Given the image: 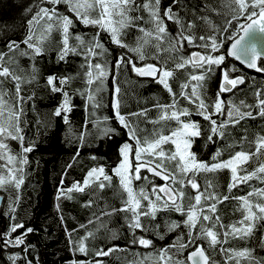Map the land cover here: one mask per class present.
Here are the masks:
<instances>
[{
    "label": "snow or ice",
    "instance_id": "snow-or-ice-1",
    "mask_svg": "<svg viewBox=\"0 0 264 264\" xmlns=\"http://www.w3.org/2000/svg\"><path fill=\"white\" fill-rule=\"evenodd\" d=\"M34 7L35 11L27 9L32 14L23 37L0 41V192L8 193V211L0 213V219H9L6 227H0V252L19 249L8 255L10 264H33L29 257L35 245L27 238L36 230L18 220L16 212L29 154L36 148L27 132L28 112L34 107L29 102L36 93L25 92L41 79L51 94L60 97L53 117L70 124L73 97L78 95L89 113L84 129L91 124L97 139H111L118 134L109 124L115 120L127 136L111 175L104 165L93 166L82 181L57 190V200L73 199L74 192L87 194L82 205L87 208L103 200L106 189H113L120 202L119 207L97 205L99 214L93 212L87 221L93 228L79 226L83 235L78 229H65L69 250L85 257L69 264H105L99 258L128 249L119 244L89 247L102 231L112 240L119 238L104 220L117 215L131 236V246L152 249L133 253L128 264H264V255L258 252L264 250V123L251 138L248 128H239V136L232 131L247 120L264 121V88L250 86L253 103L225 98L248 84L241 69L227 62L229 57L264 74V0H219L218 7L209 0L196 4L192 0H39ZM221 15L222 25L216 24L212 17ZM49 54H54L57 64L78 62L80 71L42 77L39 62ZM121 70L160 85L169 101L122 111L125 94L116 79ZM178 72L183 78L177 77ZM217 73L218 90L214 98L208 97L207 81ZM110 76L113 115L98 116L97 111L108 106L102 93ZM77 78L83 87H73ZM153 109L155 116L150 115ZM194 116L206 124L202 127ZM35 124L42 125L43 120L38 118ZM201 137L206 148L219 144L210 160L193 150ZM78 139L83 146V130ZM79 154L77 149L73 159ZM225 171L228 183L221 192L210 176ZM225 202H232L231 215L236 217L228 223L220 208ZM56 208L61 211L59 204ZM171 213L181 219L166 220L161 234L158 217ZM149 233L159 240L168 233L175 235L171 243L157 247L146 238ZM237 241L241 246L235 245ZM89 254L93 259H87Z\"/></svg>",
    "mask_w": 264,
    "mask_h": 264
},
{
    "label": "trees",
    "instance_id": "trees-1",
    "mask_svg": "<svg viewBox=\"0 0 264 264\" xmlns=\"http://www.w3.org/2000/svg\"><path fill=\"white\" fill-rule=\"evenodd\" d=\"M38 2L39 0H0V41L10 36L14 38L23 37L27 31L26 21L32 14L27 12V9L33 7V11H35L34 6ZM209 2L213 6H219V0H209ZM192 3H198V0H192ZM212 19L216 24L222 25L223 23V15L213 16ZM112 47L115 48V46ZM2 48L3 45L0 44V49ZM115 54L113 53V55ZM111 59L112 56L109 57V60ZM227 62L229 64H236L241 69V74L248 77V84L242 86L243 91H237L234 96L227 94L225 98H231L237 103L241 99H245L248 103H253L250 86L264 88V74L249 71L230 58H228ZM21 63L24 64L25 62L22 60ZM39 67L42 77L52 72L75 75L80 71L78 62L57 64L54 60V54H49L46 59L40 60ZM177 77L183 78V73L178 72ZM116 79L122 93L125 94L126 102L122 108L124 112L136 111L140 107L151 108L152 104L157 100L161 103L169 101V96L162 87L150 79L137 78L127 70H121L116 73ZM218 81L219 73L207 81L208 97H215L218 90ZM73 87H83L80 78L74 81ZM111 90L112 77L110 76L105 82V90L102 93L104 103L108 106L98 110V116L107 115L111 117L113 115L111 109ZM32 91H35L36 96L34 101L29 102L34 107L28 112L29 128L27 132L30 142L34 141L36 148L29 154L30 165L27 169L28 175L21 189L22 199L16 216L18 220L25 222L26 227H32L36 230L34 233L29 234L27 238L28 242L35 245V248L32 250V256L29 257V259L33 260V264H37L36 257H38L39 264H69L72 259H84L85 257L79 254L74 255L69 250L65 229L69 231L78 229V234L83 235L85 230L79 226L81 224L87 225V221L91 218L93 212L99 214L100 207L97 205L103 206L107 204L119 207L120 202L114 196L113 189H106L102 194L104 199H97V205L87 208L82 206L89 198L87 194L74 192L72 193L73 199L61 198L57 200V190L60 187H70L74 181H82L86 172L93 166L104 165L111 175V168L118 163V148L127 139V136L125 130L120 128L115 120H110L109 124L118 129V134L114 135L111 139L107 137L103 140L97 139L95 135L96 129L91 124L88 125L87 129H84L83 125L86 119L89 118V113L85 110V100L78 95L73 97L75 107L69 114L70 124L66 125L61 118L51 115L59 103L60 97L59 95L51 94L44 87L43 79L40 80L39 85L29 86L25 95ZM155 114L156 111L153 109L150 115L155 116ZM38 118L43 120L42 125L38 126L35 124ZM193 119H200L202 127L206 124L199 117L194 116ZM262 123L264 121L260 119L255 121L247 120L242 122L238 126V129H233L232 131L235 136H239L241 134L239 128H248L249 138H251L256 131L260 130L259 126ZM141 126L144 127V125ZM151 127L152 125H147V128L150 129ZM82 130L85 132L83 146H81L78 139L79 133ZM204 144L205 140L203 137L197 139L193 150L199 153L201 159L210 160L212 152L215 147H219V144L215 146L210 145L207 148ZM77 149H79L80 154L74 160L73 157ZM93 156L97 157V159L93 160ZM226 156L227 153H225ZM69 164L72 165L71 168H68ZM62 177L64 179L63 185L60 184ZM210 178L219 185L221 192L225 191L228 183V173L226 171L218 173L215 176H210ZM204 179V176L200 177L201 184L204 183ZM156 182L163 183L159 178H156ZM116 183L117 179L113 177V184L115 185ZM234 194H243V190L239 192L234 190ZM0 197H3L0 213L7 212L8 193L0 192ZM57 204L60 206V212L57 211ZM231 207L232 202H225L224 205L220 206L225 223H228L230 219L236 218L231 215ZM61 215L63 216V221L60 219ZM179 219H181L179 214H161L157 221L161 227L157 231L164 234V222L166 220ZM104 220L108 223V227L116 232L119 238L112 240L107 231H102L97 233L98 238L96 240L89 241V247L97 249L110 246L111 244H119L122 248L127 245L128 249H130L116 251L110 257L99 258L103 259L105 264H128V261L134 259L133 253L139 252L144 254L152 251V249H144L138 245L131 246L129 244L131 236L126 227H123L124 222L120 215L114 216L110 220L108 217H104ZM8 223L9 219L7 216L0 219V227H6ZM87 227L91 229L93 225H87ZM137 234L139 235L140 233L138 232ZM76 235L77 233H73L74 237ZM174 235L175 233H168L165 234L164 240H159L157 235L149 233L146 234V238L153 239L156 246L160 247L161 245L171 243ZM234 243L237 247L241 246L238 241ZM13 251H19V249H5L0 252V264H10L7 257ZM258 252L260 255H264V250L258 249ZM214 258L217 260L221 259L218 255H214ZM87 259H93L92 255L89 254Z\"/></svg>",
    "mask_w": 264,
    "mask_h": 264
},
{
    "label": "water",
    "instance_id": "water-1",
    "mask_svg": "<svg viewBox=\"0 0 264 264\" xmlns=\"http://www.w3.org/2000/svg\"><path fill=\"white\" fill-rule=\"evenodd\" d=\"M230 59H232V60H234L236 63H238L239 64V62L238 61H236L234 58H232V57H229ZM240 65V64H239ZM240 66H242V67H244L243 65H240ZM245 68V67H244ZM245 69H247V68H245ZM247 70H249V71H254V70H250V69H247ZM255 72V71H254ZM2 201H3V199H0V205L2 204Z\"/></svg>",
    "mask_w": 264,
    "mask_h": 264
}]
</instances>
